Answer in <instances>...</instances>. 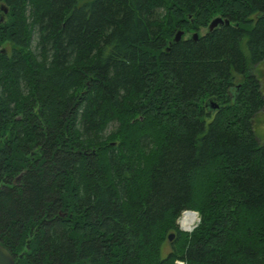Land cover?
I'll use <instances>...</instances> for the list:
<instances>
[{
    "label": "trees",
    "instance_id": "obj_1",
    "mask_svg": "<svg viewBox=\"0 0 264 264\" xmlns=\"http://www.w3.org/2000/svg\"><path fill=\"white\" fill-rule=\"evenodd\" d=\"M262 113L264 0H0V244L264 264Z\"/></svg>",
    "mask_w": 264,
    "mask_h": 264
},
{
    "label": "water",
    "instance_id": "obj_2",
    "mask_svg": "<svg viewBox=\"0 0 264 264\" xmlns=\"http://www.w3.org/2000/svg\"><path fill=\"white\" fill-rule=\"evenodd\" d=\"M7 9L4 8V11L6 12ZM223 19L221 17H215L211 20L210 24H209V28H213L214 26H216L219 23H222ZM225 23H228V20H225ZM182 31L179 30L176 35H175V39L178 40L180 39V37L182 36ZM193 37L197 38V33L194 32L193 33ZM214 106V105H213ZM190 211V210H188ZM195 212V211H193ZM197 213V212H196ZM173 238V234H169L168 235V239L171 240ZM184 263V262H183ZM0 264H15L14 262V258L13 256L10 254V252L3 246L0 244Z\"/></svg>",
    "mask_w": 264,
    "mask_h": 264
},
{
    "label": "rangeland",
    "instance_id": "obj_3",
    "mask_svg": "<svg viewBox=\"0 0 264 264\" xmlns=\"http://www.w3.org/2000/svg\"><path fill=\"white\" fill-rule=\"evenodd\" d=\"M205 32H206V28H205V27H201V28L199 29V33H200V34H204ZM189 35H190V34L187 33V34H185V37H188ZM4 46L7 47V51H8V53H9L10 50H11V45H10V43H4ZM260 118H261V121L258 122L257 129L260 131L261 136H262V138H263V140H264V114H263V113L260 115ZM110 128H111V127H110ZM110 128H109L108 130H110ZM187 211H188V210H187ZM191 211H193V210H191ZM195 212H197V211H195ZM182 213H183V212H182ZM182 213H181V215H180V217H179V220H180V218H181V216H182ZM197 214H198V213H197ZM198 221H199V220H198ZM198 221H197L196 223H198ZM177 222H178V227H179V229L182 230V231H185V230H183V228H182L181 224L179 223V221H177ZM185 232H188V231H185ZM169 249H170V246H169L167 243H165V245H164V247H163V251H164V252H167ZM178 261H179V260H178ZM178 261H175L174 264H175V263L177 264Z\"/></svg>",
    "mask_w": 264,
    "mask_h": 264
},
{
    "label": "bare ground",
    "instance_id": "obj_4",
    "mask_svg": "<svg viewBox=\"0 0 264 264\" xmlns=\"http://www.w3.org/2000/svg\"><path fill=\"white\" fill-rule=\"evenodd\" d=\"M199 220V216L196 212L187 211L181 216V226L185 231H192L193 228L197 225V221ZM177 264H184L182 261H178Z\"/></svg>",
    "mask_w": 264,
    "mask_h": 264
},
{
    "label": "built area",
    "instance_id": "obj_5",
    "mask_svg": "<svg viewBox=\"0 0 264 264\" xmlns=\"http://www.w3.org/2000/svg\"><path fill=\"white\" fill-rule=\"evenodd\" d=\"M183 213H184V212H183ZM183 213H182V214H183ZM178 221H179V223L181 224V218H180V220L178 219Z\"/></svg>",
    "mask_w": 264,
    "mask_h": 264
}]
</instances>
